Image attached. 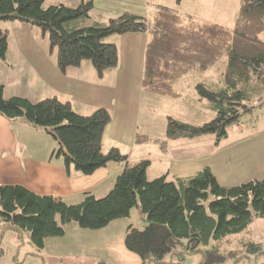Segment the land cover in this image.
Returning <instances> with one entry per match:
<instances>
[{
    "label": "trees",
    "instance_id": "1",
    "mask_svg": "<svg viewBox=\"0 0 264 264\" xmlns=\"http://www.w3.org/2000/svg\"><path fill=\"white\" fill-rule=\"evenodd\" d=\"M238 3L230 28L199 23L162 5H158L152 21L124 13L106 25L72 26V20L88 17L91 0L73 8L45 6V0H0V20L14 19L40 27L48 35L51 49L56 50L57 67L63 73L89 60L98 76L115 67L118 58L116 44L105 38L114 33L149 31L141 84L157 95L176 97L173 84L183 75L206 71L223 61L221 88L195 85L198 98L208 100L214 117L197 125L168 117L165 128L169 141L209 133L219 141L227 134L228 125L253 109L249 104L253 96L264 100V0ZM7 37L0 27V58L8 48ZM0 115L8 121L22 118L53 135L58 146L54 153L64 158L68 172L72 166L86 176L110 162L122 166L107 194L96 198L87 192L76 204L34 193L19 184H0V221L19 234L28 232L37 249H43L46 238L62 236L65 224L96 230L129 216L137 206L146 224L143 229L128 225L124 246L140 256L142 264H183L181 259L164 262L177 253V248L178 255L203 253L200 264H222L220 244L225 237L246 230L255 217H264V178L225 186L218 183L209 167H204L188 176L168 179L165 174L148 180L145 172L149 160L130 162L117 147L103 152V131L111 118L103 107L81 114L70 102L55 96L37 102L16 95L5 98L0 85ZM135 140L141 143L150 138ZM248 249L263 252L260 244L252 241Z\"/></svg>",
    "mask_w": 264,
    "mask_h": 264
},
{
    "label": "rangeland",
    "instance_id": "2",
    "mask_svg": "<svg viewBox=\"0 0 264 264\" xmlns=\"http://www.w3.org/2000/svg\"><path fill=\"white\" fill-rule=\"evenodd\" d=\"M81 1L90 0H45V6L63 4L73 8ZM91 1L92 7L88 17L72 20V26L79 28L91 27L94 24L106 25L111 19L124 13L139 15L152 21L158 5H162L175 9L180 16L193 17L199 23H217L230 28L234 26L239 8V0ZM0 27L8 36V49L5 56L0 58V85L3 86L5 98L16 95L27 98L30 102H37V100L52 96L51 89H68L70 76L65 75L57 67L56 50L51 49L48 35L43 33L40 27L14 19L0 20ZM127 36L129 34L114 33V35L105 38V41L115 43L117 47L118 58L113 69L121 74V71L129 66L132 75H134L131 77L132 85L136 79H139V86L142 90L140 88L136 90L133 87V92L122 94L118 91L115 92V96L113 89L106 88L108 79L101 83L97 77L93 86L89 82L86 84V88L90 95L96 98H94L95 100L102 99L104 105L108 93L112 95L111 99L114 101L107 102L109 105L113 103L114 108L123 105L130 109L128 115L124 117L129 121L128 128L131 137L127 138L129 140L132 137L136 139L141 136L150 138V141L141 143L134 140V146L136 144L137 147L156 144L158 151H155L156 155L151 153L150 160L153 166L149 171L151 176H155L148 180H154V178L165 174L168 179H172L176 175L188 176V174H194L208 166L207 164L212 165L211 171L217 177L220 185L227 186L256 178L263 179L264 100L258 101L256 95L249 102L253 109L243 114L238 122L228 125L226 127L227 134L219 141L212 133L186 139L179 138L185 141L197 142L199 140L206 149L209 145V149L201 150L198 153L197 147L195 150L187 147L182 152L176 151V149L173 151L171 149L174 148H171L169 152L172 151L174 154L170 153L168 164L162 165L164 158L162 153L167 151L166 148L169 145L165 130L167 118L178 119L193 125L202 124L212 119L215 113L208 100L198 98L195 85L203 83L215 90L221 88L223 86L221 77L224 62L219 61L206 71L195 70L183 75L173 84L177 93L176 97L157 95L147 91L141 84L144 48L148 42L149 31L138 32L135 35L136 38L128 39ZM261 36L264 37V32L261 33ZM129 49H132L134 53H129ZM83 62L92 65L89 60H83ZM93 71L95 73L94 66ZM101 94L104 95L103 98H100ZM142 102L144 104L143 111L139 109ZM119 116L122 118L121 111L113 118L114 121L117 122ZM34 128H39L33 134L35 136L33 143L39 147V152L41 148H48L50 144L52 149H57L58 146L53 135L48 134L41 127L34 126ZM205 136H210L209 141L203 139ZM190 143L195 145L194 142ZM131 148L132 153H135V149ZM184 152L191 154L184 155ZM166 155L167 153H165V159H167ZM145 224L142 211L139 207L133 206L129 216L112 220L108 226L96 230L83 229L75 223L65 224L62 236L46 238L43 249H37L32 244L28 232L16 233L13 228L6 227L2 223L0 227V264H142L140 256L128 251L124 246V237L128 225L143 229ZM250 241L260 244L263 252L257 253L249 250L248 243ZM179 250L177 248L176 252H180ZM177 253L166 257L164 262L170 259H181L183 264H200L203 259V253L200 251L181 255ZM220 253L224 255L222 264H258L264 261V217H255L246 230L227 235L220 244Z\"/></svg>",
    "mask_w": 264,
    "mask_h": 264
},
{
    "label": "crops",
    "instance_id": "3",
    "mask_svg": "<svg viewBox=\"0 0 264 264\" xmlns=\"http://www.w3.org/2000/svg\"><path fill=\"white\" fill-rule=\"evenodd\" d=\"M137 33L138 32H128L125 34H129L127 37L131 39L136 38L135 35ZM147 37L149 38V36ZM128 52L134 53L132 49H129ZM64 74L70 76V82L68 83V89L70 91L68 89L61 90L60 88L51 89V95L57 97L59 100L70 102L74 111L81 114H91L94 112V109L98 107L109 110L111 118L110 123L103 131L104 134L101 140L102 151L107 152L111 147H117L122 154L128 156L130 162L136 163L142 159L149 160V166L146 168L145 177H147V179H153L155 175L151 176V174H149L150 168L153 166L150 156L151 153L154 155L157 154L155 153V151H158L156 144L143 145L142 147H137L138 145L136 144L134 146V137L130 140L128 139L131 137L128 128L129 121L124 118L128 115L130 109H127L123 105L114 108L115 105L113 103L109 105L107 102L114 101L111 99L112 95L108 93V98H104L106 100L104 105L102 104V99L95 100L96 98L91 96L86 88V84H89V82H91L90 85L93 86L94 80H96L97 77L101 83H104V81L106 82V79H108L106 88L113 89V95L115 96V92L117 93L118 91L122 94L131 93L133 92V87L139 90V79H136L132 85L131 77L134 75L131 73V68L127 66L121 71V74L116 69L109 68L104 70L101 76H98L96 70L94 73L92 65L82 61L79 67H71ZM129 82H131V84H129ZM103 96L104 95L101 94L100 98H103ZM112 108H114V111ZM143 108L144 104L142 102L139 109L143 111ZM136 109L137 111L139 110L138 107ZM119 111L122 112V118L119 116L116 122L113 118L119 115ZM38 129L26 123L22 118L16 119L15 121H8L0 115V184H19L34 193L61 198L63 201L65 200L67 203L71 204H76L87 192L92 193L96 198L104 196L109 192L116 176L120 173L122 168L120 164L118 165L117 163L110 162L107 166L99 168L94 173L86 176L82 175L72 166L69 167L70 170L68 172L64 164V158L54 153L56 148L52 149L51 144L48 148H41L39 152V147L33 143V138L35 137L33 134L35 130ZM209 137L205 136L203 139L209 141ZM190 142H194L196 146ZM131 147L135 149V153H132ZM187 147H191L194 150L197 147L198 153H200L201 150L205 149L206 151L209 149V145H207L206 149L205 146L200 144L199 140L197 142L180 139L169 141V145L166 148L167 151H165V153H167V159H165L164 151L163 153L161 152L164 155L162 165L168 164L170 160L169 157L171 156L170 153L174 154L172 151L169 152V149L174 148L171 150L175 151L176 149V151L180 150L182 152V150H186ZM183 154L189 155L191 153L184 152ZM207 165L211 169L212 165ZM1 226L2 222L0 221V227ZM5 226L7 227V225Z\"/></svg>",
    "mask_w": 264,
    "mask_h": 264
}]
</instances>
